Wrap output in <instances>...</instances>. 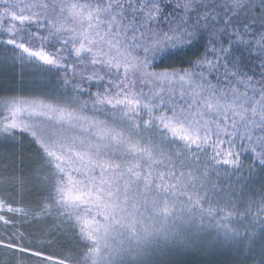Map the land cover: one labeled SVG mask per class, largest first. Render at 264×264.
<instances>
[{"label":"snow or ice","instance_id":"6c2138e0","mask_svg":"<svg viewBox=\"0 0 264 264\" xmlns=\"http://www.w3.org/2000/svg\"><path fill=\"white\" fill-rule=\"evenodd\" d=\"M0 5V32L8 36L0 44L17 53L13 62H40L66 74L59 100L0 98L7 113L0 134L17 128L31 134L44 156L34 179L50 186L32 206L14 207L0 198V222L14 226L5 211L37 222L51 219L57 227L70 224L82 241L61 257L11 238L0 239V247L45 264H165L169 252L195 248L199 240L156 222L190 224L199 214L202 223L221 212L220 239L264 240V183L258 191L248 183L225 189L211 179L213 173L219 179L223 166L231 169L229 178L241 172L236 148L245 143L264 171V31L257 35L251 25L237 23L243 12L253 13L255 22L259 10L264 28V0H0ZM202 38L204 55L191 68L152 70L158 55ZM148 85L153 87L145 92ZM35 116L48 123H29ZM241 180L242 175L235 183ZM10 182L23 189L27 181L13 176ZM223 196L226 209L213 208Z\"/></svg>","mask_w":264,"mask_h":264},{"label":"rangeland","instance_id":"374dc122","mask_svg":"<svg viewBox=\"0 0 264 264\" xmlns=\"http://www.w3.org/2000/svg\"><path fill=\"white\" fill-rule=\"evenodd\" d=\"M255 3L258 4L259 0H255ZM252 17L253 13L243 12L237 17V23L240 25L245 23L251 25V30L255 31L257 35H259L260 32L264 31V28H261L260 11L258 10L255 13V22H253ZM6 25L8 26V24ZM6 25L3 24L2 27L6 28ZM227 46V43H225V47ZM160 56L161 54L158 55L156 59H158ZM2 58L3 54L0 52V66L2 67H9V64L13 62L11 59L12 57H9L10 59H5L4 61H2ZM44 69L46 70H42V73L39 77L42 79L41 82H44L43 80L46 79L44 74L48 71V67L44 66ZM23 71V68H15L13 73L20 76L24 74ZM54 71L56 72L55 76L59 77L60 81L66 75L63 71H57L56 69H54ZM89 71H91V69H89ZM59 87V91L62 93L64 89L61 87V82H59ZM150 87L153 86H146L144 91L147 92ZM165 87H167V85H165ZM91 91L95 92L96 88L92 87ZM12 96L24 97L29 100H43L44 102L55 101V99L52 100L45 97L30 95L18 96L15 94L5 95L3 97ZM82 99H87V97H83ZM37 111L40 110L37 109ZM88 114L91 115V112ZM6 115L7 113L4 111L3 107L0 106V121H3V118ZM103 118V116L100 117V119ZM29 123L39 127L42 124H47L48 122L45 117L35 116L29 121ZM145 135L150 134L146 133ZM43 162V152L29 132H25L22 129L17 128L11 135L0 134V198L6 200L14 207H24L34 205L42 198V196L47 195L48 191L50 190V186L49 188H44L34 179V173L36 169L40 168ZM13 176L24 177L26 179L27 182L25 183L23 189L19 184L10 182V178ZM204 207L207 208L205 205ZM3 214L6 216V218L14 220V226H4L2 222H0V239L4 240L5 242L11 238L12 240L14 239L15 243L20 245H22L23 242L24 244H29L43 250L45 249V251L48 249L47 252L49 253L47 254L43 252L44 255H51L53 257H61L69 250H78L82 243V241L79 240L77 233L73 231L70 224L60 225L57 227L51 219H48L46 222H37L33 221L31 217L24 219L18 213L12 214L5 211ZM220 218L221 216L219 215L217 220L213 222L209 217H205L201 223L200 216L197 214L195 219L190 224L181 223L180 221H176L174 224L170 220L167 224L156 222L155 226L158 228L164 227L168 230L178 227L182 233L183 231L185 233L192 230L202 231V233H205V231L212 230V235L219 236L223 233V228L217 226V221H219ZM19 225L25 226L27 229L19 231L16 228ZM27 248H30V246H27ZM32 250L36 251L35 249ZM17 261H21L22 264H45V262L38 260L36 257L31 256L30 254H22L19 252L13 254L11 251L0 247V264H16Z\"/></svg>","mask_w":264,"mask_h":264},{"label":"trees","instance_id":"16d2710c","mask_svg":"<svg viewBox=\"0 0 264 264\" xmlns=\"http://www.w3.org/2000/svg\"><path fill=\"white\" fill-rule=\"evenodd\" d=\"M2 6L3 5H0V7ZM4 24L6 25L8 22L5 21ZM7 38L8 36L6 33L0 32V40H5ZM31 46L38 47L39 41H32ZM206 46L207 39L202 38L194 42L191 46H182L179 49H169L154 61L153 70L159 72L165 69L169 71L172 69H189L194 61L200 59L204 55ZM55 47H59V45L57 44ZM45 48L49 52L55 51L53 47L48 45H45ZM0 52L3 54L2 61L5 59L8 60L10 59L9 57H13L17 54L13 51L11 46L3 44H0ZM239 55L240 53H237V56ZM244 57L247 59V51H244ZM15 68H23L24 74L20 76L15 75L13 73ZM54 69L55 68L48 67V71L44 74L46 79L43 80L44 82H41L42 79L39 77L42 70L46 69H44V65L40 62L25 63L24 65H21L19 62H12L9 64V67L0 66V97L16 94L18 96L30 95L59 100L61 95L59 91V82L61 81L59 77L55 76L56 72ZM237 143L239 145L240 142L238 141ZM246 149H249V144L247 143H245L243 147L238 146L236 148V151L240 153V160L243 164L240 173L229 178L227 173H230L231 169H228L227 166H223L218 170L219 179L217 180V174L213 173L211 177L212 181L218 183L220 187L225 189H227L229 185L233 188L239 189L243 184L248 183L250 189L258 191L260 185L264 183V171L261 170L258 162H256L255 155L250 150L246 151ZM241 175L243 176V180H241L239 184L235 183ZM226 199V196L217 197L212 202L211 206L213 208L226 209ZM255 199H258V197ZM205 206L209 207L207 204H205ZM241 211H243V209H241ZM224 215L225 212L220 213L221 217ZM217 218L218 216L216 219H210L215 222ZM230 226L240 227L241 230H243L241 225L235 223L230 224ZM16 228L19 231L27 229L22 225H19ZM26 233L29 234L28 232ZM212 233V230L205 231V233L197 230L185 233L183 231L182 234L186 236L197 237L199 245L195 248L177 249L169 252V254L163 258L165 264H264V240L257 239L254 244L226 242L220 239V237L223 236V233L219 236L212 235ZM13 242H15L14 239ZM22 245L26 247L30 246L32 249L47 254L49 253L47 252L48 249L45 251V249L43 250L29 244H24L23 242Z\"/></svg>","mask_w":264,"mask_h":264}]
</instances>
